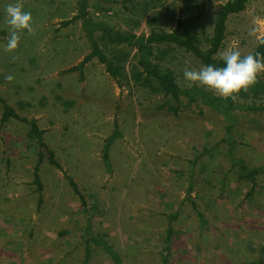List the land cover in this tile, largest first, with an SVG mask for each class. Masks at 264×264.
<instances>
[{
	"label": "rangeland",
	"instance_id": "rangeland-1",
	"mask_svg": "<svg viewBox=\"0 0 264 264\" xmlns=\"http://www.w3.org/2000/svg\"><path fill=\"white\" fill-rule=\"evenodd\" d=\"M226 1L19 0L35 34L24 31L18 49L8 53L6 7L17 0H0V96L37 119L62 165L40 163L38 205V145L30 126L16 118L0 124V264H116L102 240L122 264H264V171L254 186L231 160L233 153L264 167V109L258 108L264 93L239 94L243 106L233 110L229 131L223 109L136 81L139 52L111 42L100 26L94 39L115 64L128 55L125 71L115 78L97 57L69 69L93 48L84 18L148 34L201 12L188 26L206 48ZM263 35L264 0H249L229 15L216 56L232 46L249 54ZM153 51L182 87L217 96L188 86L185 68L204 66L194 53L168 42H155ZM258 78L264 81V73ZM2 112L0 102V118ZM67 175L85 195L86 211Z\"/></svg>",
	"mask_w": 264,
	"mask_h": 264
},
{
	"label": "trees",
	"instance_id": "trees-1",
	"mask_svg": "<svg viewBox=\"0 0 264 264\" xmlns=\"http://www.w3.org/2000/svg\"><path fill=\"white\" fill-rule=\"evenodd\" d=\"M249 0H227L225 3L221 4L215 18V25L213 34L208 39V47L203 48L200 46L201 38L188 24L192 23L194 20L198 19L201 16V12L193 15L191 17H179L177 23L173 29L170 31L161 30L157 31L151 29L148 34H136L134 32H121L116 31L110 25L103 22H94L90 17L84 18V25L88 26L89 32L91 33L92 40V50L85 55L83 60L72 67L70 70L79 69L80 66L90 60L93 57H97L102 63L106 65L107 71L115 78H117L123 71H125L126 58L128 55L120 58L116 57L118 63L115 64L114 61L102 52L101 47L98 42L94 39L92 35V30L95 26H100L104 29V32L107 35V38L111 42H126L131 46H134L136 51L139 52V57L137 65H135L134 72L132 75L135 80L140 82L144 86H148L153 91L164 93L165 95H171L175 98L180 96H186L190 101L198 100L199 98L203 99L206 104L214 107L219 112L223 109L225 117L231 119L226 126L230 131L233 127V110L236 107H242L243 105L233 102L231 99H223L219 96H214L211 93H208L202 88L190 89L182 87L176 79L174 71L169 67H162L160 63L153 60V47L155 42H168L175 43L178 47L185 48L187 51L194 53L202 62L204 66L213 65L216 67L226 66L224 62L220 59V56H216L220 50L222 41L226 37L227 30V20L230 14L238 13L243 11L247 7ZM81 15L87 16V7L85 1L82 4ZM94 22V23H93ZM150 23H153V20H150ZM89 33V34H90ZM264 37V35L262 36ZM252 54L259 53L261 56H264V44L258 43L253 49ZM264 93V81L258 78V82L252 86L247 92L241 91L240 95L242 96H259ZM0 102L2 103L3 112L0 118V124L3 125L11 118H16L27 123L30 126L29 136L35 139V142L38 145V161L37 166L34 169V182L38 184V205H41L43 202V186L39 175V165L40 163L47 159L49 163L54 165L57 168L62 169V165L57 158L56 152L45 140V130L40 128L36 118H28L26 116L20 115L14 107L9 104V102L0 96ZM248 107V106H247ZM251 108L256 109V105L250 106ZM258 108L264 109V104L258 106ZM235 120V118H234ZM235 122V121H234ZM231 160L234 166H237L239 169L240 177L248 178L252 185L257 184L258 175L264 171V167L249 166L247 162L242 158H237L231 153ZM108 155L107 151L105 152V158ZM69 183L73 189L79 194L81 199V206L85 211L87 210V202L85 195L79 189L76 181L68 176ZM191 193V187L189 189ZM195 203V202H194ZM195 205V204H194ZM197 208V207H196ZM200 213V211H199ZM202 215V214H201ZM175 217V215H173ZM172 227L170 226L169 231L172 234ZM104 247L109 250L115 257L116 264H122L121 257L112 246H108L104 240H102ZM90 251L87 249L86 260L89 259ZM85 260V261H86Z\"/></svg>",
	"mask_w": 264,
	"mask_h": 264
},
{
	"label": "clouds",
	"instance_id": "clouds-1",
	"mask_svg": "<svg viewBox=\"0 0 264 264\" xmlns=\"http://www.w3.org/2000/svg\"><path fill=\"white\" fill-rule=\"evenodd\" d=\"M6 23L9 26V37L4 50L14 53L19 47L24 31L30 35L35 34L33 18L17 0L15 4L6 7ZM255 32L254 29L250 34L255 35ZM257 39L260 44H264V37ZM12 58L16 59L15 56ZM220 59L226 66L208 65L192 70L185 68L183 75L188 86H201L225 100L236 102L241 91L247 92L258 82V76L264 73V56L259 53L242 55L238 48L232 46L220 53ZM5 79L11 83L14 77L7 75Z\"/></svg>",
	"mask_w": 264,
	"mask_h": 264
}]
</instances>
